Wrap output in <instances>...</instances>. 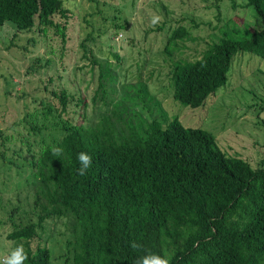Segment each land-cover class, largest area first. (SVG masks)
I'll use <instances>...</instances> for the list:
<instances>
[{"label":"trees","instance_id":"trees-1","mask_svg":"<svg viewBox=\"0 0 264 264\" xmlns=\"http://www.w3.org/2000/svg\"><path fill=\"white\" fill-rule=\"evenodd\" d=\"M244 2L256 18L244 37L220 31L193 61L172 60L177 44L165 46L171 97L182 106L200 107L215 94L236 54L264 61V0ZM67 13L62 0H0V25L11 22L16 32L34 27L42 35L54 29L62 43L64 26L53 16L65 19ZM187 35L177 26L167 40ZM92 62L99 72L91 113L79 91L63 86L49 90L54 101L35 100L39 108L29 128L40 135L41 146L29 152L30 193L39 212L34 221L12 225L7 234L16 241L12 250L23 246L24 264H53L48 246L28 242L45 219L66 216L72 242L60 264H134L147 253L168 255L171 264H264V153L252 167L223 152L211 133L183 126L176 116L168 120L159 113L146 120L133 108L151 101L159 107L146 84L140 79L121 84L118 101L114 65ZM80 152L92 157L84 176L77 173ZM132 242L142 247L134 250Z\"/></svg>","mask_w":264,"mask_h":264},{"label":"rangeland","instance_id":"rangeland-1","mask_svg":"<svg viewBox=\"0 0 264 264\" xmlns=\"http://www.w3.org/2000/svg\"><path fill=\"white\" fill-rule=\"evenodd\" d=\"M244 3L62 0L67 17L56 14L53 20L64 26L63 43L54 29L47 28L42 35L34 27L16 32L11 22L0 25V264L16 242L7 238L12 225L34 221L39 212L30 193L34 187L29 152L41 146L40 135L29 128L34 107L39 108L35 100L41 97L52 102L49 90L63 86L79 91L87 101L86 114L91 113L89 99L99 72L93 58L114 65L118 101L121 84L138 79L146 84L159 101V107L152 101L145 107L141 103L133 106L146 120L159 118V113H165L168 120L176 116L183 126L211 133L227 155L242 158L252 167L258 165L264 153V61L248 52L236 54L225 84L203 105L191 108L171 97L170 61L165 54V46L176 42L171 59L193 61L219 39L220 31L227 37H244L246 28L256 21L253 10ZM153 16L161 18L155 25ZM177 26L185 28L188 35L168 43L167 37ZM25 113L31 115L26 117ZM71 225L66 216L47 218L28 243L32 247L45 244L51 249L52 263L60 264L72 242Z\"/></svg>","mask_w":264,"mask_h":264},{"label":"clouds","instance_id":"clouds-1","mask_svg":"<svg viewBox=\"0 0 264 264\" xmlns=\"http://www.w3.org/2000/svg\"><path fill=\"white\" fill-rule=\"evenodd\" d=\"M159 16H153L151 22L155 25L160 21ZM54 153H58L59 149H53ZM77 160L80 167L77 169V173L80 176L87 174L88 169L92 166V157L86 152H80L77 155ZM134 250L140 249L142 245L132 242L130 245ZM27 259V254L22 245L17 246L6 257L4 264H24ZM134 264H171V257L168 255H159L156 253H147L142 256H138Z\"/></svg>","mask_w":264,"mask_h":264}]
</instances>
